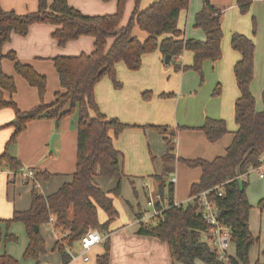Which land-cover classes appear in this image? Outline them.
Listing matches in <instances>:
<instances>
[{"label": "trees", "instance_id": "obj_1", "mask_svg": "<svg viewBox=\"0 0 264 264\" xmlns=\"http://www.w3.org/2000/svg\"><path fill=\"white\" fill-rule=\"evenodd\" d=\"M128 1L117 0L116 12L106 15H85L72 7L67 0H38L37 11L22 15L13 10H4L0 4L1 47L11 40L13 34L26 36L29 28L37 23L53 25L55 28L52 36L61 47L82 36L94 39V49L90 53L52 58L64 91L57 92L51 104H44L42 101L33 109L21 111L12 100L5 99V93L16 92L15 79L0 71V110L9 107L15 112L14 120L0 127L13 128V133L0 154V166L5 163L10 173H17L22 168L21 162L11 154L10 147L17 143L29 122L48 119L59 123L63 118L77 114V161L72 181L47 196L34 188L28 210H14L10 218L0 219L5 224V232L0 227V248L3 240L6 243L18 242L17 235L11 233L10 228L14 223H22L28 237V246L23 257L25 260L35 261V264H44L41 257L47 250L42 230L52 217L55 218L54 229L59 231V236L69 233L54 246L62 264L70 263L72 258L68 250L86 236L89 230L97 229L106 233L110 224L118 217L114 197L121 194L123 168L121 152L115 148L110 132L117 137L129 126L117 118L101 113L94 96L95 86L104 77H108L116 89L121 88L122 84L117 80L116 64L123 62L130 71H138L142 66L143 56L155 51H159L163 59L169 55L170 62H174L177 71H195L202 80L203 63L206 60L218 61L222 57L223 10L215 6L212 0H203L202 9L195 17V27L205 32L204 41L185 38L178 27L180 13L189 8L190 0H158L143 10L139 7L140 0H134L131 16L122 25ZM236 2L240 12L247 14L253 0ZM253 22L255 26V19ZM135 26L147 33L145 41H140L133 34ZM231 46L241 55L234 66L240 96L234 106L238 129L225 155L212 161L176 158V133L168 132L163 126L150 128L164 135L167 146L164 159L182 161L190 168L201 169L200 180L192 185L190 196L195 197L203 191L211 190L208 198L216 202L221 218L231 229V243L236 247L235 257L231 256V264H249L251 248L260 240L250 230L252 206L247 195L248 182L242 176L249 175L250 171L259 169L264 164V109L257 112L256 100L251 92L254 77V40L235 32L231 36ZM185 51L193 53L192 65L179 64L178 61ZM2 57L15 62L16 73L37 89L42 100L46 93L47 78L31 65L18 62L14 51H9ZM220 90L218 86L216 94ZM142 96L148 100L151 94L145 91ZM262 100L264 105V91ZM200 130L211 143L217 142L228 133L226 122L213 118H206ZM171 171V167L164 166L162 174L156 176L160 182V194L163 199L167 198V206L162 207L157 203L156 209L160 214L147 223H140L137 234L166 242L173 261L182 264H197V261L223 264L211 251L210 245L203 240L209 226L200 216L199 202L192 200L186 204L175 205V186L167 180ZM95 177L117 179L119 182L112 192H104L95 183ZM217 187L222 189L223 197L218 196ZM165 189L167 194L164 193ZM99 209L108 216L104 223L99 222ZM141 216L142 214H138L139 219ZM103 247L104 253L96 257V264L110 263L109 239ZM0 264L19 262L4 253L0 254ZM255 264L264 262L257 261Z\"/></svg>", "mask_w": 264, "mask_h": 264}, {"label": "crops", "instance_id": "obj_2", "mask_svg": "<svg viewBox=\"0 0 264 264\" xmlns=\"http://www.w3.org/2000/svg\"><path fill=\"white\" fill-rule=\"evenodd\" d=\"M67 1L72 7L81 11L85 15L113 14L117 10V0ZM156 1L158 0H141V10L147 8L149 6L148 4H150L151 2ZM228 1L229 0H212L213 4L218 8H220V3L227 4ZM192 2L190 0L191 21L189 25L185 28L184 31L181 25L180 27L178 25V27L179 29H181V31H183L185 38L204 41L206 39L205 32L201 28L195 27V21L194 29L191 28V25L193 24V15L202 9L203 0L201 4H199V2L196 0H192ZM0 4L4 10H13L17 14L21 15L35 12L38 9V0H0ZM134 6V0H129L126 6L122 25H125L128 22ZM230 7L238 8L237 3L232 4ZM187 10H184L182 12H185ZM54 28L55 27L53 25L48 24H33L29 28V32L26 36L13 34L11 40L3 46L2 52L14 51L18 57V62L31 65L39 74L44 75L46 78L47 76H51V78L58 80L56 90L57 92H62L64 90L61 87L56 69L54 71V63L52 61V58L59 55L76 56L82 53H90L94 49V39L90 36H82L76 40L68 42L65 46L61 47L52 36ZM133 31V34L136 37L138 36L140 39H143L145 37L143 31H141L140 28ZM147 37L148 35L145 39H147ZM221 45L223 53L221 59H219L218 61L206 60L203 63V70L206 75L207 81L205 85L200 86L198 90H195L198 80L195 75L191 74V72L181 71V74L175 75L178 77L177 91L179 92L176 98L161 99L158 96H155L152 100H143L142 93L147 91L148 89L153 88L152 84L155 80L154 75L159 74L161 66L164 64L163 56L159 51L155 53L145 54L142 58V67L138 71H130L123 62L117 63V76L123 81V85L121 88L116 89L113 85V82L108 77H104L95 86L94 96L101 113L110 118H117L123 124L129 126L125 130H123L117 137H114L113 132H110V135L113 137V143L117 150L124 151V153L130 154L133 167L132 172L137 174V176H150L148 178V181H156V183L160 186L159 180L151 177L153 176L152 174L154 170L150 165L151 162L148 155V148L146 146L147 137L143 132L145 131L143 130V126L147 124H152L153 126H161V124H177V128H179V130L177 132V136L174 138L176 143L175 152L178 149L180 156L192 158V155H188L184 151L185 141H188L190 143L192 140L197 141L200 145L201 153L199 157L201 159L212 161L217 157L225 155L226 149L231 145V139L233 141L234 134L238 129L236 122L234 124V127L229 123V128L232 130L228 133H230L232 137H230V135L225 136L215 143L209 142L204 133L200 130V128L204 125L206 118L209 117L213 119L224 118L228 122H232L234 117L235 102L240 96L239 89L238 93L235 89L236 80L234 76V66L240 60L241 55L238 51L232 48V46L229 44V41L226 40ZM256 51L257 48L255 45L254 71L257 67ZM180 58L183 65H189L192 63L194 55L192 52L185 51ZM48 59L50 60L48 61ZM1 64L2 66L5 65V73L7 75L13 76L16 84L22 89H25L30 96V101H27L25 105L21 106L22 109L26 108V104H29V106L31 107L37 105V89L32 86H30L31 88H29L24 84L28 83L23 79V77L15 72L12 62H5L3 60ZM188 79H192L193 84L190 85ZM221 81L223 83L226 82L228 88L224 91V94L214 99H209L207 97L204 98L205 95L200 97V93L202 92H204L208 96L214 85L217 82ZM228 90H230L231 92L230 96H226ZM251 92L255 100H259L260 95L256 92L255 84L252 83ZM44 100L46 103L53 101L52 91L48 92V81L47 92ZM16 101L18 102V104H20L19 100ZM258 105L256 103L257 112L263 111L264 105H262L261 103L259 106ZM173 109H175L174 116L172 115ZM192 109H194V111H192ZM193 112H195L194 116H192ZM91 115H94V113L91 112ZM12 119L13 112L10 109L4 108L0 110V127L11 122ZM49 122L50 121H35L29 123V132L38 127H45L43 133L40 134L41 136L36 146L33 147L29 143L25 142V137L28 134L27 132L19 137V149H16V144L10 147V152L13 156H17L18 159L21 160V162H25L26 164L34 166L33 168L28 169H33L37 173L35 180L24 182L18 175L17 177H13L12 173H10V170L5 163L0 166V219L10 218L14 210H28L31 206V193L34 188L38 189L40 193L47 196L58 191L65 183H69L72 181L73 173L76 169L75 154L73 155V159L69 160L70 165L68 166V162L64 159L66 153H69L66 150L65 146L67 145L65 132H61L60 135H57L55 139L54 151H50V156H48L47 151L49 146V137L53 132L51 131V125L48 124ZM180 128H184L185 130L180 131ZM12 133V127L0 128V154L4 151L5 146ZM158 134L163 138L164 141V135L160 133ZM151 135L154 134L151 131H148L147 136L150 142ZM163 145L164 146L157 144L155 147L151 145L150 152H154V154L159 156L160 158L164 153H166L165 151H167L165 141ZM223 148H225L224 151ZM72 149H74L77 154V143H71V145L69 146V151H71ZM175 156L176 158L180 157H178V155L176 154ZM159 158H157V169H160V164L172 168V171L169 174V176L171 177L170 179L167 177V180L169 179V181L172 182V178H175V188L178 183L179 187L181 184L185 185L186 183H188L191 191L192 185L199 182L202 174L201 169L197 168L199 169V173L192 180L182 183L179 181L177 173H175V176L173 175V172L175 171L174 165H177L180 162L178 160L169 161L164 158L162 159V161H160ZM122 160L123 155L121 153V162ZM144 165L146 166L145 170H143ZM263 166L260 167L261 171ZM248 176L249 175H247V177ZM118 182L119 180L117 179L107 180L101 177H95V183L104 192H112L118 185ZM113 184L116 185L112 190L110 188ZM107 185H109V187H107ZM143 191L147 202L151 198V196L155 201L157 200L156 196H159V198L162 199L163 206H167V198L163 199L160 192L152 191L149 185H147ZM178 194H180L182 197H185L180 200L178 198ZM120 197H114V205L119 209L120 213L118 214V217L110 224L108 232L105 233L108 235L109 239V264H182L180 262L172 260L169 252V247L166 242L158 238L140 236L137 234L140 227L138 214H143L146 209H149L148 204L146 203L145 208H143L139 203H137L136 206H133L132 201L127 199L123 200V198H121V204L119 207L118 200ZM190 198V195L186 198V195H182L180 191H175L174 193V203L176 205L186 204L188 203ZM182 200L184 202H182ZM251 212H253V206L251 208ZM251 212L249 218L250 230L255 238H259L260 242L251 248L249 264H255L257 261L263 263V227L258 233L255 231L253 227V216ZM98 213L99 215H101V213L103 214V216H101V223L107 221L108 216L102 209H99ZM70 216H73V210H71ZM0 227L2 228L3 232H5V224L3 222H0ZM10 232L17 235L18 242L6 243L3 240L0 248V254H9L11 257L17 260L19 264H35V261L25 260L23 257L28 246V237L25 226L22 223H14L10 228ZM42 235L45 239L47 253L41 257V260L44 259L48 253L54 255V252H57L54 250V246L58 241L59 231L45 227L42 230ZM231 245H233L234 248L233 252L229 253L230 256L235 257L236 247L233 243H231ZM79 246L80 244L79 242H77L73 247H71L70 250L73 254H75V256H77V258L71 259L69 264H87L83 262L82 258L79 255ZM90 253V256L95 255L97 257L98 255L104 253V247L101 248V246H96L91 250ZM197 264L205 263L197 261Z\"/></svg>", "mask_w": 264, "mask_h": 264}, {"label": "rangeland", "instance_id": "obj_3", "mask_svg": "<svg viewBox=\"0 0 264 264\" xmlns=\"http://www.w3.org/2000/svg\"><path fill=\"white\" fill-rule=\"evenodd\" d=\"M196 1H198L199 4L202 3V0H196ZM236 1L237 0H229L227 2V4L226 3L225 4L220 3V5H219L220 9L223 10V18H222L223 39H222V44H223V42H225L227 40V41H229V44L231 45L232 32L233 33L234 32L243 33V34L253 38L255 45H256V48H257V51H256L257 67L255 68V71H254V80H253L252 84H255L256 92L260 95L259 100H256L257 105L258 104L260 105V103L263 105L262 94L264 91V0H254V2H253L252 6H251V8L247 14H242L237 7H230L232 4H236L237 3ZM191 2H192V0H191ZM140 3H141V0H140ZM152 3H154V2H151L148 5L150 6ZM192 4H193V2H192ZM147 6H145V7H147ZM139 7H140V4H139ZM190 8H191V3L189 4L188 10L185 12H182L181 16L179 17L178 25H179V27H180V25L183 27L182 28L183 31L185 30V28L189 25V23L191 21L190 20V18H191ZM198 12H196L193 15V24L191 25V28H193V29H194L195 17H196V14ZM253 19H255V26H254ZM138 28H139L138 26H135L134 30L138 29ZM133 33H134V31H133ZM143 34L145 35V37L143 39H140L137 36V38L140 41L146 40L145 38H146L147 34L144 31H143ZM3 46L1 47V45H0V59H2V60H0V71H2L5 75H7L5 73V65L2 66V64H1L2 61L4 60L5 62H12L14 70H15V62L10 60L9 58L2 57V55H5L8 52V51L2 52ZM155 52H157V51H155ZM155 52H153V53H155ZM188 52H190V51H188ZM17 59H18V57H17ZM49 60L50 59H48V61ZM178 62H179V64H182L181 58L179 59ZM192 63H193V60H192ZM192 63L189 65H192ZM144 64H145V62H144ZM189 65H187V66H189ZM53 68L55 71L54 65H53ZM186 72H191V74L196 76L198 83H197L195 90H198L200 88V86L205 85L207 79H206V75L204 73V70H203V75H204L203 80L201 79V76L195 71L189 70ZM176 74H178V75L181 74V71L176 70L174 62L170 63L168 68H166L165 65L163 64L161 66V70L159 71V74L154 75L155 80H154V83L152 84L153 88L147 90L151 94L150 100H152L155 96H158L161 99L176 98L178 96V93H179L177 91L178 90V77L175 76ZM8 76H10V75H8ZM118 79L119 78L117 76V80ZM148 79H149V76H148ZM47 81H48V92L52 91L53 101H54L55 94L57 92L56 87L58 84V80L51 78V76H47ZM118 81L123 85V81L121 79H119ZM188 82L190 85L193 84L192 79H188ZM15 84H16V82H15ZM24 84L26 86H28L29 88H31L30 85H28L26 83H24ZM218 86H220L221 90H220L219 94H216L217 93L216 89ZM233 87H234V85H233ZM227 89L228 88H227L226 82H224V83L222 81L217 82L214 85L211 92L208 94V96L204 92H202V93H200V97L205 95L204 98L207 97L209 99H214V98L219 97L222 94H224V91ZM235 89L237 90V93H238V88H237L236 83H235ZM46 92H47V87H46ZM162 94H166V95L174 94V96H163L162 97L161 96ZM230 94H231V92H230V90H228L226 96H230ZM45 95H46V93H45ZM45 95H44L43 99L41 100L39 93H37V99H38L37 105L31 107V106H29V104H26V108L22 109L21 106L25 105V103H27V101H30V96L28 95V93L25 89H22L20 86H18L16 84V92L14 94H10L8 92L5 93V99L6 100H12L21 111H28V110L33 109L34 107H37L38 105H40L42 101L44 104L53 103V101L46 103L44 100ZM16 100H19L20 104H18V102ZM143 100L149 101V100H146L144 98H143ZM5 109H10L13 112V119L12 120H14V118H15L14 110L12 108H9V107H7ZM192 111H194V109H192ZM174 113H175V109H173V112H172L173 116H174ZM194 114H195V112H193L192 116H194ZM209 118H211V117H209ZM221 119H223L226 122L227 127H228L227 129H229L228 132L229 131L231 132L232 129L229 128V123L231 124V126H233V127L235 126L234 125L235 124L234 117H233L232 122H228L224 118H221ZM35 121H50L48 124L51 125V131H53V132L50 134V137H49V142H48L49 146H48V151H47L48 156H50V151H51L50 145H51V141L53 140L54 136L60 135L61 132H65V138L67 141V145H65V146H66V150L69 153H66L64 159L68 162V166H69L70 165L69 160L73 159V155L75 154V166H76L77 154H76L74 149L69 151V146L71 145V143L72 144L77 143V138H78L77 114L65 117L59 123H57L54 120H48V119L34 120L31 122H35ZM31 122H29V123H31ZM29 123H28V125H29ZM28 125H27V128L25 129V131H23L21 133V135L28 132V134L25 137V142L29 143L30 145H32L34 147L38 143V140L41 136L40 134L43 133V131L45 130V127H40V128L38 127V128H35L29 132ZM150 126H153V125L152 124L151 125H148V124L144 125L143 130H145V131H143V132L145 133V135L147 137L146 146L148 148V155H149V159L151 162L150 165L154 170L153 174H152L153 176H151V177H153L154 179L157 180L156 176L162 174L164 165L160 164V169L159 170L157 169V158H159V156L155 155L154 152H150V146L152 145L155 147L157 144L164 146L163 145L164 141H163V138L158 134V132L156 130L150 128ZM157 126H159V125H157ZM161 126L166 127L169 132L174 131L176 133V136H177V132L179 130V128H177V124H174V125L161 124ZM184 130H185L184 128H180V131H184ZM148 131H151L154 134V135L150 136L151 142L147 136ZM21 135L19 137H21ZM228 135H230V137H232V135L230 133H227L222 138H224L225 136H228ZM191 142L189 143L188 141H185L184 151L188 155H192V158L180 156L179 151L177 149L175 154L178 155V157L180 156L179 157L180 159L195 160V159L200 158L199 157L200 153H201L200 145L195 140H192ZM230 143H232V139H231ZM177 145H178V143H177ZM19 146H20V142H19V138H18L17 143H16V149L17 148L19 149ZM224 149L225 148H223V151H224ZM120 152L123 155V160L121 162L122 168H123V175L121 178L122 188H121V194H120V196H122V197L118 196V197H120L118 200L119 207L121 204L120 199L123 198V200L127 199V200L132 201L133 206H136V204L139 203L143 208H145L146 203H147V200H146V197H145V194L143 191L145 189V187L147 185H149L151 187V190L155 191V192H160V187L156 183V181H152V182L148 181V178L150 176H147V175L137 176V174L133 173L132 172L133 167H132V161L130 158V154L124 153V151H120ZM162 156L159 158L160 161H162V159H163ZM15 157L18 159L17 156H15ZM51 158H53V157H51ZM47 159H49V158H47ZM19 161L21 162V160H19ZM179 162L180 163H178L177 165H174L175 171L173 172L174 173L173 175L175 176V173H177V176H178L180 182L184 183L186 181H190L195 176L198 175L199 169L190 168L184 162H182V161H179ZM21 164H22V168H25V169L34 167V166L29 165V164H26L25 162H21ZM145 169H146V166L144 165L143 170H145ZM259 171L260 170H258V169L250 171V174L247 177V182H248V193H247V195H248V198H249L251 205L253 206V212H251L252 216H253V227L257 233L263 227V233H262V235H263L264 234V205H263V202H264V176H263V178H260ZM18 172H20V170ZM262 172L264 174V166L262 168ZM170 177L171 176H168L169 179H170ZM169 179H168V181H169ZM107 180H109V179H107ZM115 185L116 184H113L110 189L113 190L115 188ZM107 187H109V185H107ZM175 191L176 192L180 191V193L182 195L183 194L186 195V198L190 195V188L188 186V183H186L185 185L181 184L180 187H179V183H178L176 185ZM164 193L167 194V189H165ZM184 197L185 196L182 197L180 194H178V198L180 200L183 199ZM182 202H184V201L182 200ZM116 209H117L118 213H120V211L117 207H116ZM149 211H152L151 207H149ZM98 216H99V222L101 223L102 222L101 216H103V214L101 213V215H99V213H98ZM100 246H101V248H103L102 245H100ZM230 246H231V248L229 247V252H233L234 247L231 244H230ZM73 252H75V251H73ZM90 255H91V253H90ZM42 262L44 264H61L58 252H54V255L48 253L46 255V257L44 259H42ZM95 262H96V256L92 255V256H90V262L87 264H95Z\"/></svg>", "mask_w": 264, "mask_h": 264}, {"label": "built area", "instance_id": "obj_4", "mask_svg": "<svg viewBox=\"0 0 264 264\" xmlns=\"http://www.w3.org/2000/svg\"><path fill=\"white\" fill-rule=\"evenodd\" d=\"M260 170V168L258 169ZM13 177L22 178L24 182H28L30 180H35L37 173L33 169H25L21 168L20 172L12 173ZM260 177H263L264 174L260 170L259 171ZM247 175L242 176L243 180H246ZM172 183L176 182L175 178H172ZM217 194L220 197H223V191L221 188L217 187ZM210 191H203L199 195L195 197H191L188 202L192 200H197L200 204V216L204 222L209 226L208 232L204 234L203 240L206 241L211 248V251L217 255L218 260H220L223 264H231V256L229 253V247L231 244V229L228 227L224 220L221 218L220 210L216 204V202L210 200L208 195ZM156 201L151 196L148 200L147 204L148 207L152 208V211L149 209L145 210L139 219V223H147L151 218L158 216L160 211L156 209V203L158 202L162 207V199L159 196H156ZM176 205V204H175ZM55 218L52 217L49 223L46 225L47 228L54 229ZM69 233H64L62 236L58 238V240H62L66 238ZM108 240V235L97 230L91 229L89 232L79 241V255L82 258L83 262L88 263L90 262V252L91 250L96 247L100 246ZM68 250V249H67ZM72 259L77 258L75 254L72 253L71 250H68Z\"/></svg>", "mask_w": 264, "mask_h": 264}, {"label": "water", "instance_id": "obj_5", "mask_svg": "<svg viewBox=\"0 0 264 264\" xmlns=\"http://www.w3.org/2000/svg\"><path fill=\"white\" fill-rule=\"evenodd\" d=\"M170 60H171V57L169 55H166L164 57V64H165L166 67L169 66ZM56 137H57V135L54 136L53 140L51 141V145H50L51 151H54V145H55V139H56Z\"/></svg>", "mask_w": 264, "mask_h": 264}]
</instances>
